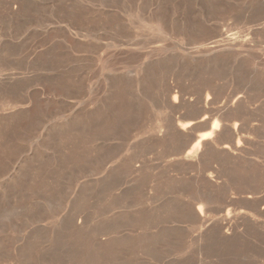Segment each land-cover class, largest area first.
<instances>
[{"label":"rangeland","instance_id":"1","mask_svg":"<svg viewBox=\"0 0 264 264\" xmlns=\"http://www.w3.org/2000/svg\"><path fill=\"white\" fill-rule=\"evenodd\" d=\"M218 33L237 54L216 66L217 107L236 87L252 95L246 164L264 166V0H0V264H264L261 175L189 166L153 141ZM127 161L139 171L117 173ZM227 212L236 237L205 238Z\"/></svg>","mask_w":264,"mask_h":264},{"label":"bare ground","instance_id":"2","mask_svg":"<svg viewBox=\"0 0 264 264\" xmlns=\"http://www.w3.org/2000/svg\"><path fill=\"white\" fill-rule=\"evenodd\" d=\"M159 21H161V19H159ZM164 23V22H163ZM163 27V26H162ZM164 29V28H163ZM167 29V28H165ZM169 32V31H168ZM167 35V34H164ZM227 36V35H226ZM237 36V35H236ZM216 37H220L221 41L219 39V41L222 43H220V45H215L214 47L208 48L207 46H199L202 47L203 50H199L201 51L200 54L202 55L200 57V60L197 62V64L195 65L194 68H192L190 70V72H188V77L187 80L188 82L191 84V86L196 87V93L194 95V97H190V98H186L185 97V93H183V91H181L180 89L177 91H173V95L172 97L169 99L171 101L167 102L168 104V108L170 110V115L167 119L166 115H164L166 117L167 120H165V122L163 121L165 118L163 116L164 119H162V123L163 124H157L153 129H154V135H153V141H155V143H157L159 145V148H161V150L163 152H167V154L169 153L170 155H181L182 160L185 161V163L189 166H197L200 163L207 161L208 159H212L213 162H216L217 166L220 164L224 163V166L227 164H231V165H235V164H242V168L243 170L246 169H250L251 166H247V159L246 157L250 155V141L246 135H251L252 130L254 131V128L251 127V125L249 126V124H247L246 122H248L249 120L247 118H249L252 114L255 115V113H252L249 109L248 106V102L249 100L252 98V95H249L248 93H246V91L242 90L239 91V87H236V89H234L233 92L229 93L228 95H226V97L224 98L223 102H221L220 106L217 107V102L218 100V92L220 91V86L215 82V78L217 76L218 73V69H216V66L220 64V62H225V58L223 59V57L227 56V55H236L237 52H235V45L230 43L229 40H225V36H223V34L218 33V35H216ZM231 39L233 40V38H235L234 36H230ZM229 38V37H228ZM238 38V37H236ZM235 38V39H236ZM227 39V37H226ZM234 39V40H235ZM239 40V38H238ZM237 40V41H238ZM218 42V41H215ZM214 42V43H215ZM233 42V41H232ZM236 42V41H235ZM157 43V42H156ZM211 44V43H210ZM213 44V43H212ZM163 47V46H162ZM236 48V47H235ZM136 49V48H135ZM152 49V48H151ZM160 49V48H158ZM201 49V48H200ZM142 50V48H141ZM140 50V51H141ZM163 50V49H161ZM136 51V50H135ZM143 51V50H142ZM157 51V49H156ZM159 51V50H158ZM198 51V52H199ZM161 53V52H160ZM164 53V52H163ZM213 54V58L210 56ZM242 57V56H241ZM145 58V56H144ZM237 58V56H236ZM147 59V58H145ZM149 59V58H148ZM153 59V58H152ZM231 59V58H229ZM146 61V60H145ZM142 63V61H141ZM147 63V62H146ZM144 64V63H143ZM190 65V64H189ZM178 67V65H177ZM245 68V67H244ZM221 69V68H220ZM166 70V69H165ZM169 70V69H168ZM231 70V69H230ZM169 72V71H168ZM236 72V71H235ZM172 73V72H171ZM158 74V73H157ZM167 74V72H166ZM220 74V73H219ZM234 74V73H233ZM168 75V74H167ZM225 75V74H224ZM247 75V74H245ZM249 75V74H248ZM251 75V74H250ZM160 76V74H159ZM158 76V77H159ZM164 76V75H163ZM151 77V76H150ZM176 77V76H175ZM173 77V78H175ZM157 78V77H156ZM161 78V76H160ZM159 78V79H160ZM179 78V77H177ZM142 79V78H141ZM146 79V77H145ZM162 79V78H161ZM160 79V80H161ZM176 79V78H175ZM174 79L175 83L176 80ZM217 79V78H216ZM232 79V78H231ZM230 79V80H231ZM166 80V79H165ZM164 80V81H165ZM173 80V79H172ZM246 82V79H244ZM157 81V80H156ZM181 81V80H180ZM234 81V80H232ZM243 79H242V74L238 73L235 76V83L237 86L241 85ZM168 82V80L166 81ZM223 82V81H222ZM259 83V81H257ZM155 83V82H154ZM159 83V82H158ZM157 83V84H158ZM164 83V82H162ZM172 83V81H171ZM183 83V82H182ZM122 84V83H121ZM181 84V82H180ZM184 84V83H183ZM124 85V83H123ZM139 85V84H138ZM156 85V83H155ZM161 85V84H160ZM166 85V83L164 84V86ZM173 85L176 86V84ZM178 85V84H177ZM182 85V84H181ZM186 85V84H184ZM234 85V84H233ZM114 86V85H113ZM116 86V84H115ZM163 86V88H164ZM168 86V92L170 94V86ZM225 86V84H224ZM135 87V86H134ZM132 87V88H134ZM144 89H146L144 85L141 86ZM162 85L160 86V90ZM222 87V86H221ZM172 88V87H171ZM175 88V87H174ZM262 88V87H261ZM260 88V89H261ZM116 89V88H115ZM158 89V90H159ZM189 87H188V91H189ZM225 89V88H224ZM232 89V90H233ZM239 89V90H238ZM165 90V89H164ZM148 91V90H147ZM150 91V90H149ZM153 91V90H152ZM157 91V90H156ZM167 91V89L165 90ZM172 91V90H171ZM192 91V90H191ZM155 92V90H154ZM158 92V91H157ZM162 92V91H161ZM166 92V94L168 93ZM186 92V91H185ZM224 92V91H223ZM253 92V91H252ZM160 93V92H158ZM164 93V92H162ZM250 93V92H249ZM151 94V92H150ZM149 94V95H150ZM157 95V93H155ZM224 94V93H223ZM153 95V94H151ZM155 95V97H156ZM161 95V94H160ZM165 95V94H164ZM205 95V97L203 96ZM256 95V94H255ZM159 96V94L157 95ZM171 96V95H170ZM193 96V95H192ZM128 97V96H127ZM145 97V96H144ZM166 97V96H165ZM168 97V96H167ZM130 97H128L129 99ZM163 99V98H162ZM161 99V100H162ZM160 100V102H162ZM164 102V101H163ZM255 102V101H254ZM127 105V104H126ZM164 106V105H163ZM166 106V105H165ZM254 106V105H253ZM107 107V106H106ZM167 107V106H166ZM251 107V106H250ZM131 108V107H130ZM163 108V107H162ZM252 108V107H251ZM259 108V107H258ZM166 109V108H164ZM264 109V108H263ZM162 110V109H161ZM262 110V109H261ZM259 110V111H261ZM166 111V110H164ZM264 111V110H263ZM262 111V112H263ZM106 112V111H105ZM168 112V110H167ZM258 112V111H256ZM261 112V114H262ZM140 113V112H139ZM166 113V112H165ZM259 113V112H258ZM260 114V113H259ZM109 116V115H108ZM261 116V115H260ZM141 117V116H140ZM255 117V116H254ZM109 118V117H108ZM259 118V117H258ZM261 119H264V116L260 117ZM254 119V118H253ZM248 120V121H247ZM137 121V120H136ZM262 121V120H261ZM260 121V122H261ZM255 122V121H254ZM253 122V123H254ZM264 123V122H263ZM262 123V124H263ZM116 124V123H115ZM117 125V124H116ZM256 125V124H255ZM140 126V125H139ZM117 127V126H116ZM260 127V126H259ZM258 128V126H257ZM116 130V129H115ZM199 131H205L204 133H200L197 134ZM256 131V130H255ZM110 132H113V130ZM252 132V133H251ZM260 132V131H259ZM251 133V134H250ZM264 133V132H262ZM108 134V133H107ZM260 134V133H259ZM258 134V135H259ZM106 136V135H105ZM253 136V135H252ZM254 140V139H252ZM149 143V142H148ZM254 143V142H253ZM256 144V143H255ZM254 144V145H255ZM153 145V144H152ZM157 148V147H156ZM252 148V147H251ZM101 150V149H100ZM161 153V152H160ZM139 154V152H138ZM254 154V153H253ZM135 155V154H134ZM133 155V156H134ZM159 155V154H158ZM93 156V155H91ZM165 157V156H164ZM135 159V158H134ZM133 159V160H134ZM155 160V159H154ZM181 160V161H182ZM142 162V161H140ZM254 162V161H253ZM138 163V162H137ZM251 163V162H250ZM130 167V169L134 172L139 171V169H135L134 166L130 163V161L125 162L122 166H120L119 170L117 173H119L120 170H123V168H127ZM223 166V165H222ZM240 166V165H239ZM140 167V166H139ZM145 167V166H144ZM201 167V166H200ZM207 167H209L208 171L209 173L203 177L201 180H203V182L208 186V188L212 191L211 194H214L215 192L217 193L218 191V186L219 182L218 180L219 178V171L215 168H213L210 165H207ZM220 167V166H219ZM125 168V169H126ZM138 168V166H137ZM174 168V167H173ZM185 168V167H184ZM198 168V166H197ZM223 168V167H222ZM200 169V168H199ZM203 169V168H202ZM206 169V168H205ZM220 169V168H219ZM226 169V167H225ZM144 170V169H143ZM142 170V171H143ZM168 170V169H167ZM172 170V169H171ZM198 170V169H197ZM223 170V169H222ZM221 170V171H222ZM242 170V169H241ZM114 171V170H113ZM186 171V170H184ZM194 171V170H193ZM200 170H198L199 172ZM130 172V171H129ZM172 172V171H171ZM232 172V171H231ZM250 172V170H249ZM112 173V171H111ZM110 173V174H111ZM168 173V172H167ZM200 173V172H199ZM198 173V174H199ZM244 173V172H243ZM257 173L260 174L262 177V183L264 184V166H259V167H253L251 168V174L249 175H253ZM169 174V173H168ZM222 174V173H221ZM229 174V172H228ZM246 174V173H245ZM248 174H246L247 176ZM166 176V175H165ZM198 176V175H196ZM243 177L242 174V178ZM169 177V176H168ZM248 177V176H247ZM107 178V177H106ZM229 181H232L234 179L241 181V175L240 176H235V175H229L228 177ZM249 178V177H248ZM260 179V178H259ZM31 180V179H30ZM109 180V179H108ZM249 180V179H248ZM116 179L114 181V183H116ZM199 181V180H198ZM246 181V180H245ZM258 181V180H257ZM179 182V181H178ZM231 183V182H229ZM235 183V182H233ZM242 183V182H240ZM254 183V182H253ZM178 184V183H177ZM222 184V183H220ZM238 184V182H237ZM111 185V183L109 184ZM108 185V188H109ZM196 185V184H195ZM200 185V183H199ZM198 185V186H199ZM201 185H203L201 183ZM113 186V185H111ZM205 186V187H207ZM236 186V184H235ZM264 186V185H262ZM107 187V184H106ZM200 187V186H199ZM234 187V186H233ZM250 187V186H249ZM111 188V187H110ZM193 188V187H192ZM264 188V187H263ZM262 188V190H263ZM240 189V188H239ZM250 189V188H249ZM253 189H256V187H253ZM260 188H258L259 190ZM202 190V189H201ZM200 190V191H201ZM208 190V189H207ZM230 190V189H229ZM233 190V189H232ZM243 190V189H242ZM257 190V191H258ZM228 191V190H226ZM103 192V191H102ZM125 192V191H124ZM230 192V191H229ZM227 192V193H229ZM234 192V191H233ZM239 192V191H238ZM260 192V191H259ZM23 193V192H22ZM192 193V192H191ZM210 193V191H209ZM194 194V193H193ZM226 194V193H225ZM232 194V193H231ZM249 195H253V192H248ZM247 194V195H248ZM262 197H260V199H255L251 200L253 201V206L255 209V212L257 214H262L264 213V208L260 207L262 204V201H264V190L261 191ZM121 195V194H120ZM203 195V194H202ZM215 195V194H214ZM221 195V193H220ZM228 195V194H227ZM194 196V195H193ZM211 196V195H209ZM204 197V196H203ZM238 197V196H237ZM253 197V196H252ZM192 198V197H191ZM232 198V197H231ZM194 199V198H193ZM224 199V198H223ZM230 199V198H229ZM234 199V198H232ZM246 199H253L251 198V196H249ZM231 200V199H230ZM194 201V200H193ZM192 201V202H193ZM196 201V200H195ZM198 202H202L201 198L197 199ZM227 201V200H226ZM230 202V201H229ZM206 203V202H205ZM228 203V202H227ZM203 206V205H202ZM222 207V206H221ZM221 210V209H220ZM204 212H202L201 209L198 210V220L205 224L207 222L206 218L204 217ZM158 214V213H157ZM242 214V213H241ZM264 215V214H263ZM244 217V216H242ZM232 218L230 217V212H227L226 215L219 221L213 224H210V228L209 230L207 229V231H205L203 234L206 238L207 235L209 234H219L220 238H223L224 236L221 235V230L225 227H229L228 230L231 232L233 237H236L235 235L237 234V232L235 231V229H233V227L230 226L229 220ZM237 219V218H236ZM67 220V219H66ZM82 220V219H81ZM232 220V219H231ZM233 221V220H232ZM235 222V221H234ZM67 223V222H66ZM243 223V222H242ZM74 225V224H73ZM233 222H232V224ZM64 226V225H63ZM209 226V225H208ZM69 227V226H68ZM83 227V226H82ZM81 227V228H82ZM235 228V227H234ZM79 229V226H78ZM68 230V229H67ZM92 230V229H91ZM206 230V229H205ZM82 232V231H81ZM95 232V231H94ZM85 233V232H84ZM89 233V232H88ZM93 233V232H92ZM264 234V232L262 233ZM62 236V235H61ZM144 236V235H143ZM210 236V235H209ZM211 237V236H210ZM230 237V236H229ZM232 237V238H233ZM91 238V237H90ZM226 238V237H225ZM228 238V237H227ZM200 239H202L200 237ZM146 240V239H145ZM96 243V247L98 245H101L100 241H98L97 239L95 240ZM106 243V242H105ZM104 243V244H105ZM103 245V244H102ZM104 247V246H102ZM98 248V247H97ZM99 250V249H98ZM58 251V250H57ZM90 251V250H89ZM108 254V253H107ZM89 255V254H88ZM94 255V254H93ZM106 255V254H105ZM19 256V255H18ZM98 256V255H97ZM43 257V256H42ZM67 257V256H66ZM92 257V256H91ZM23 258V257H22ZM96 259V258H95ZM89 260V258H88ZM84 261V260H83ZM89 262V261H88Z\"/></svg>","mask_w":264,"mask_h":264}]
</instances>
